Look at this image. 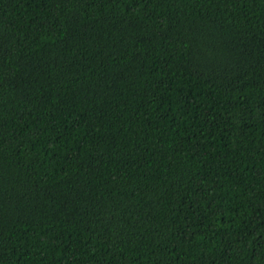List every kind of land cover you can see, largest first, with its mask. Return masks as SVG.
I'll use <instances>...</instances> for the list:
<instances>
[{
  "label": "trees",
  "instance_id": "1",
  "mask_svg": "<svg viewBox=\"0 0 264 264\" xmlns=\"http://www.w3.org/2000/svg\"><path fill=\"white\" fill-rule=\"evenodd\" d=\"M0 264H264V0H0Z\"/></svg>",
  "mask_w": 264,
  "mask_h": 264
}]
</instances>
